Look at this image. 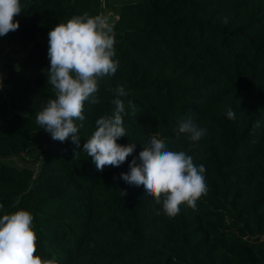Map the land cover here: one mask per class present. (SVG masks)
I'll list each match as a JSON object with an SVG mask.
<instances>
[{"label":"trees","instance_id":"1","mask_svg":"<svg viewBox=\"0 0 264 264\" xmlns=\"http://www.w3.org/2000/svg\"><path fill=\"white\" fill-rule=\"evenodd\" d=\"M103 1L119 14V68L99 80L98 103L85 102L77 149L36 123L55 98L44 71L48 33L75 15L100 14ZM21 4L19 29L0 37V216L29 211L36 254L58 264H264V0ZM6 47L25 51L17 65ZM118 86L123 97L109 91ZM117 98L127 113V135L117 143L136 148L120 167L100 172L83 144ZM189 117L205 129L197 142L173 131ZM153 134L205 166L208 191L195 209L181 204L168 217L143 186L120 178Z\"/></svg>","mask_w":264,"mask_h":264},{"label":"clouds","instance_id":"2","mask_svg":"<svg viewBox=\"0 0 264 264\" xmlns=\"http://www.w3.org/2000/svg\"><path fill=\"white\" fill-rule=\"evenodd\" d=\"M22 11L21 0H0V37L19 29V21L14 22V17ZM115 43L114 26L104 14L75 15L67 23H58L48 33L50 68L44 71L55 98L49 99L36 115V123L54 141L63 143L70 139L77 149L80 148L79 131L85 120V102L98 103L94 94L99 90V80L115 75L119 68ZM109 91L118 97L126 94L120 86ZM112 102L114 112L96 120V130L82 149L100 172L105 166L120 167L136 148L134 143H117L127 135L124 127L127 113L121 99ZM128 107L135 115V104L129 101ZM227 117L234 119L235 113L229 109ZM173 131L177 138L184 134L191 142L199 141L205 134V129L191 117L182 119ZM80 152L74 149L73 158ZM205 173V166L196 165L191 155L170 150L165 139L153 134L139 156L130 162L129 171L121 173L120 178L128 185L143 186L146 194L162 205L163 212L174 217L179 214L181 204L195 209L197 200L207 194ZM120 192L127 195L126 191ZM33 220V215L23 209L0 216V264H58L55 258L36 254L37 234Z\"/></svg>","mask_w":264,"mask_h":264},{"label":"rangeland","instance_id":"3","mask_svg":"<svg viewBox=\"0 0 264 264\" xmlns=\"http://www.w3.org/2000/svg\"><path fill=\"white\" fill-rule=\"evenodd\" d=\"M5 52L8 57L9 65H12V66L17 65L18 61L24 56V53H25V51L22 50L21 47L15 48V49H8L6 47ZM1 68L5 69V67H3L2 65H1Z\"/></svg>","mask_w":264,"mask_h":264},{"label":"built area","instance_id":"4","mask_svg":"<svg viewBox=\"0 0 264 264\" xmlns=\"http://www.w3.org/2000/svg\"><path fill=\"white\" fill-rule=\"evenodd\" d=\"M100 14L107 15L109 17L110 22H112L113 26L115 25V22L119 18V14L115 10H112V9L101 11Z\"/></svg>","mask_w":264,"mask_h":264},{"label":"crops","instance_id":"5","mask_svg":"<svg viewBox=\"0 0 264 264\" xmlns=\"http://www.w3.org/2000/svg\"><path fill=\"white\" fill-rule=\"evenodd\" d=\"M107 3V2H106ZM103 9H104V11L105 10H110V9H112L111 7H108V5L106 6V4H105V2L103 1Z\"/></svg>","mask_w":264,"mask_h":264},{"label":"water","instance_id":"6","mask_svg":"<svg viewBox=\"0 0 264 264\" xmlns=\"http://www.w3.org/2000/svg\"><path fill=\"white\" fill-rule=\"evenodd\" d=\"M0 75H2V72L0 71Z\"/></svg>","mask_w":264,"mask_h":264}]
</instances>
